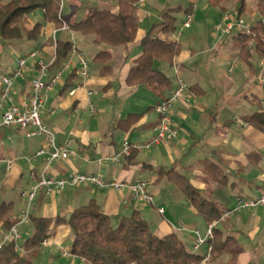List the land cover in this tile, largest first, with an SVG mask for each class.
Returning <instances> with one entry per match:
<instances>
[{
    "label": "crops",
    "instance_id": "obj_1",
    "mask_svg": "<svg viewBox=\"0 0 264 264\" xmlns=\"http://www.w3.org/2000/svg\"><path fill=\"white\" fill-rule=\"evenodd\" d=\"M69 1L72 8L66 12L64 6L63 11L67 21L83 19L91 6L118 11V0H89L88 3ZM147 1H138L139 29L135 40L126 46L113 48V57L107 63L111 69L105 73L102 72V64L93 62L96 53L103 49L88 57L87 47L99 44L94 37L72 29L58 33V38L70 39L74 47L60 66L52 69L49 67L48 76L62 69L70 57L73 65L63 71L55 87L44 92L45 108L42 117L56 132L57 141L73 152L69 158L53 162L47 169V176L61 178L78 171L99 174L106 181L148 180L154 194V203L145 204L135 200L127 189H97L91 184H83L52 194L40 189L33 206L38 212L31 210V214L50 217L54 221L58 216L68 218L77 207L95 199L102 210L112 217L115 225L123 217L139 211L157 235L175 232L193 251L195 237L192 230L199 229L205 234L209 222L197 212L177 184L167 176L160 178L159 168L175 169L188 177L196 189L215 201L224 211L221 219L217 220L216 228L221 229L224 238L229 240L226 250L204 264H264V205L231 212L240 198H255L264 191V132L249 122L254 113L264 111V81L253 79L256 73L251 67L256 57H253L251 63H246L239 58L238 47L234 40H229V36L217 29L207 33L205 27L206 34H201L197 31L199 28H193L197 21L195 13L198 5L191 2L194 21L188 27L190 31L183 34L177 28L175 33L168 35L162 26H157L155 30L157 36L171 38L182 44V51L171 63L154 60V68L170 78L171 88L163 95H158L146 85H129L127 76L136 65V59L143 53V37L154 24L162 21L163 13L169 9L165 10L161 2H150L148 5ZM249 9L252 14L251 7ZM179 14H182L183 27L186 13L182 11L177 16ZM28 28H32V25L29 24ZM54 28L52 24L45 25L42 41L35 48L39 54L28 60L24 75L14 80V102L21 107L29 101L33 81L39 76L37 61L49 63L53 58L54 44L47 40ZM203 43L206 47H203ZM211 48L216 50L211 59L209 57L206 61L199 57V52ZM79 53H83L89 62L90 77L87 85L71 93L82 82ZM261 60L259 67H262ZM227 61L229 64L224 67ZM238 67L239 75L235 73ZM14 68L4 74H12ZM74 72L77 76L73 79V86L64 90L68 78ZM183 77L189 84L188 90L181 100L174 103L171 112L178 136L169 142L153 145V148L135 149L134 154L132 151L130 156H123L120 162L105 160L99 165L97 160L120 152L126 140L136 145L153 140L159 120L155 106L171 95L178 86L179 78ZM243 86L245 93L238 96V99L228 101L226 98L223 101L216 94L219 88L232 90ZM2 88L0 82V96ZM88 89L93 90L92 102L97 108L95 113L89 106ZM255 104H258L257 108H254ZM130 114L142 116L130 129L118 128V121L126 119ZM1 120L0 112V123ZM44 144L43 136L28 137L23 128L0 124V204L13 203L17 217L27 205V198L22 196V191L31 186L30 170L35 168L37 173H41L46 166L44 156L34 157L35 152ZM203 160H211L224 170L228 177L224 186L208 182L201 165ZM124 199H127V203H124ZM160 207L164 208L163 213L159 211ZM27 222L20 224L24 225L19 230L21 237L17 245L18 250L26 253L29 258L40 264H89L85 258L72 254L71 246L65 245L74 240L68 224L54 223L53 234L46 239V243L43 242L38 249L25 251L23 245L34 233L31 221ZM6 231L0 224V239ZM205 250L206 247L202 246L195 252L203 254Z\"/></svg>",
    "mask_w": 264,
    "mask_h": 264
},
{
    "label": "trees",
    "instance_id": "obj_2",
    "mask_svg": "<svg viewBox=\"0 0 264 264\" xmlns=\"http://www.w3.org/2000/svg\"><path fill=\"white\" fill-rule=\"evenodd\" d=\"M139 0H118V11L91 6L86 16L79 21H67L64 10L61 11V0H0V37L6 40H20L24 37V20L26 16L42 11L43 19L27 29L25 35L30 40H41L46 24L59 28L65 20L69 29L82 34H94L96 43L107 45L93 58V62L102 64V72L111 69L107 64L113 57V48L126 46L135 40L139 29L138 5ZM225 10V0H208ZM239 15L247 10L248 0H231ZM257 11L264 15V0H256ZM193 4L184 8L178 5L163 13L162 21L154 24L143 37V53L136 59L127 76L129 85H146L156 94L163 95L171 88L168 76L154 68V60L160 59L172 62L182 51V44L171 38H162L155 34L157 26H162L166 34H173L178 28L177 14L185 11L192 13ZM61 13V17H60ZM232 39L238 47V56L242 61L251 63L254 55L264 57V20L260 19L251 25L250 32L233 31ZM230 35V34H229ZM47 42H53L52 38ZM73 43L67 38H58L57 54L50 69L58 67L68 57L73 49ZM254 68V66H251ZM255 69V68H254ZM74 72L67 80L64 90L73 86ZM166 96L162 101L168 99ZM160 103V102H159ZM142 114H130L126 119L118 121L117 127L128 130L141 118ZM249 122L252 126L264 132V111L254 113ZM135 149L133 150V154ZM207 175L208 182L224 186L228 182L227 174L211 160L201 161ZM160 178L167 176L177 184L191 200L197 212L207 222L221 219L224 211L220 206L204 196L196 189L188 177L175 169L159 168ZM34 233L26 239L23 249L31 251L42 246L43 242L53 234L52 225L68 224L72 229L74 240L71 243V253L85 258L89 264H201L202 254L192 251L186 243L172 232L163 236L157 235L147 219L139 211L123 217L115 225L110 215L106 214L95 199L77 207L68 218L58 216L53 218L30 215ZM19 218L15 216L14 204L2 202L0 204V224L9 230L17 224ZM213 244L211 257L221 255L227 247L228 238H224L223 231L215 228L214 237L209 240ZM0 264H40L18 250L17 241L6 242L0 252Z\"/></svg>",
    "mask_w": 264,
    "mask_h": 264
},
{
    "label": "built area",
    "instance_id": "obj_3",
    "mask_svg": "<svg viewBox=\"0 0 264 264\" xmlns=\"http://www.w3.org/2000/svg\"><path fill=\"white\" fill-rule=\"evenodd\" d=\"M146 0H139V3H143ZM64 10V0H61V11ZM61 17V13H60ZM194 21V13L186 14V19L183 22V28H188ZM224 27L222 28L223 34H231L233 31H246L250 32L251 25L246 23L242 16L239 15L238 10H233L232 13L226 14L224 16ZM68 23L63 20V24L59 28H54L51 32V38L53 40L55 52L52 60L47 63L44 60H38L37 66L39 67V76L34 79L32 84V91L29 96V101L21 107L14 102L13 98V87L14 80L17 77H22L27 68L28 60L30 58H35L38 54V50L31 51L28 56L20 57L17 61V68L12 74H4L0 77V82L3 85L1 96H0V112L2 115L1 126L5 127H20L24 129L25 134L28 137H39L43 136L45 138V144L40 149H38L34 157L44 156L46 161V166L42 169L41 173H37L35 168H32L29 172V180L31 186L28 189L22 191V196L27 198V205L25 210L18 216L19 221L17 224L12 226L7 230L2 238L0 239V252L6 242L15 240L17 241L21 234L18 229V225L29 221L31 210L36 202V195L40 189L45 190L46 193L52 194L55 192H60L67 187H76L83 184H91L97 189H115L123 190L127 189L133 195V198L145 204L154 203V194L150 189V181L148 180H137L134 182H128L124 180H113L106 181L101 175L96 173H84L73 171L69 175L61 178H56L54 176H47V169L49 166L61 159H67L72 155V150L57 141L56 132L51 129L43 120L42 111L45 108L44 92L56 86V84L61 80L62 73L64 70L70 69L73 65V59L70 57L65 63L62 69L58 72L48 76L49 67L54 63L56 58V49L58 41V33L63 30H68ZM181 33V32H180ZM74 47V46H73ZM79 60L81 63V70L79 74L82 78V82L78 83L72 90L74 93L76 90L87 85L90 73H89V62L85 58L83 53H79ZM261 66L264 67V59L261 60ZM232 69V68H231ZM47 78V79H46ZM261 81H264V76L260 77ZM188 88L183 80L179 78L177 88L171 93L168 99L161 101L155 106V110L159 116L158 123L155 126L156 134L152 141L136 145L129 141H125L123 148L120 152L113 156H108L105 158H100L97 160L99 165L103 164L105 160H114L120 162L123 156H130L134 149L140 148H150L153 145L160 143L169 142L178 136V129L174 124L171 112L175 102L181 100ZM191 95H193L191 93ZM93 90L88 89L87 98L89 106L92 112H96V105L92 102ZM264 110V103L262 106ZM28 159L30 160L31 157ZM124 203H127V199H124ZM259 205H264V191L258 197H242L238 200L237 205L231 210V212H238L242 209H251ZM159 211L164 212V208L160 207ZM218 221H212L208 223L206 233L203 234L199 229L192 230L195 242L193 246V251H198L202 246L206 247L205 252L202 254V263H206L210 260L213 244L209 241L214 237V231L217 226ZM47 241L45 240L44 243ZM67 255H72L66 252Z\"/></svg>",
    "mask_w": 264,
    "mask_h": 264
},
{
    "label": "rangeland",
    "instance_id": "obj_4",
    "mask_svg": "<svg viewBox=\"0 0 264 264\" xmlns=\"http://www.w3.org/2000/svg\"><path fill=\"white\" fill-rule=\"evenodd\" d=\"M226 1V0H225ZM82 3H88L89 0H81ZM150 2H161L162 4L165 5V10H167L170 7H175L177 5H183L184 7H187L190 5L191 2H195L198 5V11H196L195 15H197V21L195 22L193 28L197 27L199 28L197 31L201 32V34H206L205 27L207 28L208 32H212L213 30L217 29L218 31L222 32V28L224 27V21L223 18L226 14L232 13L234 9V4L233 1L227 0L226 3V8L224 10V13L222 12V9L218 5H214L210 3L208 0H155V1H150L148 0L146 4L150 5ZM64 6L66 7V12H69V9L72 8V5L69 0H64ZM155 7V6H154ZM252 10V14L250 13V8ZM196 9V10H197ZM85 14V13H84ZM179 17V24H178V32L183 31V34L188 32L187 30L190 31L189 28H183L181 25V18L182 14L178 15ZM243 19L248 23L249 25L257 23L258 20L263 19L264 20V15H261L257 11V6H256V0H248V5H247V10L243 14ZM43 19L42 17V11L41 10H36L35 12L29 14L26 16L24 20V37L20 40H6L0 37V77L6 73L8 69H13L14 70L17 68V61L20 57L23 56H28L31 51H34L35 48L41 43L42 40H30L26 35V31L28 28V25L31 24L32 26L34 23L41 21ZM155 19V18H154ZM192 28V29H193ZM227 35V34H223ZM89 37H94V34H89L87 35ZM229 40L232 39V34H228ZM184 36L181 37V40H183ZM209 45H211L209 43ZM203 47H206V44L203 43ZM107 45L99 43L98 45L88 46L87 47V52H88V57L92 55L93 53H96V51H99L100 49H106ZM216 53V50L213 48L204 51V52H199V57L202 59H206V61L211 59V56H213ZM198 57V58H199ZM255 60H253L254 64V70H255V75L253 76V79L255 81H258L260 77L264 73V68L259 67V62L261 59H264V57H260L257 54L254 55ZM229 64V61L225 62L224 67H227ZM239 70L240 67H238L235 70V73L239 75ZM25 73V72H24ZM183 80L185 81L187 88L189 87V84L186 82L185 78L183 77ZM210 83H208L209 85ZM246 88V86H245ZM245 93L244 86L243 88H238L235 87L232 90H224L219 88L217 91V96L220 97V100L222 99L223 101L229 99H238L241 94ZM227 98V99H226ZM232 101V100H231ZM258 104L254 105V108H257ZM155 146H152V148ZM144 149V148H143ZM19 191V189H18ZM32 212L37 213L38 211L35 210V208H32ZM29 223V222H27ZM24 225V224H23ZM23 225L19 226V230L23 228ZM32 228V227H31ZM27 236L24 237L26 239ZM65 245L71 246V242L68 241L65 243Z\"/></svg>",
    "mask_w": 264,
    "mask_h": 264
}]
</instances>
